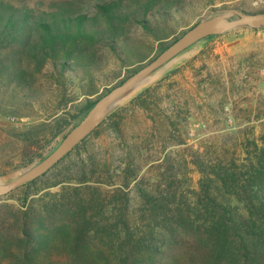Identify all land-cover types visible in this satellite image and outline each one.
I'll list each match as a JSON object with an SVG mask.
<instances>
[{
	"label": "trees",
	"instance_id": "obj_1",
	"mask_svg": "<svg viewBox=\"0 0 264 264\" xmlns=\"http://www.w3.org/2000/svg\"><path fill=\"white\" fill-rule=\"evenodd\" d=\"M181 2L104 0L86 6L73 0L33 4L0 0L1 106L17 113L19 106L38 101L33 96L41 89L34 84L39 76H48L47 66L51 85L65 106L75 101L68 93L74 80L85 97L70 120L52 114V126L29 127L23 138L36 144L50 130L55 136L72 129L113 89L89 98L106 78L105 50L129 71L118 86L143 67L154 43L158 52L152 59L167 49L186 31L169 40L175 34L172 14L183 7ZM136 29L151 39V48L133 35ZM155 90L156 86L143 89L125 107L107 115L44 175L0 197V264H264V137L246 141L241 162L218 157L205 163L191 153L189 163L200 179L190 199L179 192L172 166L161 170L166 154L143 167L121 132L122 114L128 110L139 109L152 127L157 124L152 110L157 104ZM164 118L170 139L184 144L175 135L177 124ZM104 128L119 139L123 149L119 159L109 156L101 163L84 149L85 159L76 166L71 156L80 157L87 139H98ZM140 144L144 150L140 157L148 159V143ZM156 164L159 172L152 178V192L138 188L142 202L134 217L129 212V187H138L144 181L141 172ZM60 166L70 177L50 181L48 174Z\"/></svg>",
	"mask_w": 264,
	"mask_h": 264
},
{
	"label": "rangeland",
	"instance_id": "obj_2",
	"mask_svg": "<svg viewBox=\"0 0 264 264\" xmlns=\"http://www.w3.org/2000/svg\"><path fill=\"white\" fill-rule=\"evenodd\" d=\"M73 1L87 6L104 0ZM35 2L36 0H31L32 4ZM181 3L183 7L179 12L172 14L175 34L169 40L203 19L223 15L234 19L237 18L236 13L264 12V3L254 7L251 0H182ZM133 35L141 38L143 43L151 48V39L140 29L134 30ZM153 47L148 60L141 67L157 54L156 43ZM104 57L106 78L101 84H97V94L90 96V99L99 94L103 95L106 88H114L129 75V71L123 69L121 63L109 51L105 50ZM50 71V66L44 69L48 76ZM48 76H39L34 84V87L41 89L33 96L39 97L38 101L32 100L31 105L19 106L17 113L14 108L0 104V114L16 118L15 122L0 124L2 184H8L44 161L58 148L71 128L64 129L55 136L50 130V134L44 138L39 137L36 144H30L29 140L24 139L22 132L43 123L52 126V114L64 115L70 120V116L76 114L79 106L85 101V97L81 96L82 86L74 80L70 83L68 93L75 101L65 106L61 102V93L56 92ZM149 86H156L153 101L157 104L153 103L152 110L157 124L152 127L146 114L139 109L128 110L122 114V135L133 157H137L136 161L143 167L149 161L160 160L166 154L168 158L161 170L170 168V164V173L181 187L179 192L192 199L198 189L200 174L189 163L191 153L205 163L218 157H233L237 162H241L242 147L246 141H260L261 137H264V27H240L196 42L164 67L151 73L144 86L116 105L104 118L112 111L125 107L131 98ZM2 98L4 95L0 94V99ZM164 117H169L177 124L178 131L175 135L184 139V144L170 139ZM81 119L83 120V117L79 120ZM104 129L98 139H87L80 157L76 158V153L71 156L76 166L85 159V151L95 153L101 163L109 156L116 161L119 159L123 152L119 139L117 135L110 133L111 130ZM153 133L155 138L151 137ZM142 141L148 143V159L139 155V151H144L140 148ZM116 165L115 162L112 167ZM156 166L157 164L141 172L140 176L144 177V181L138 187L132 184L129 187V212L134 217L138 213V205L142 202L138 188L146 193L152 192V178L159 172ZM62 168L63 166H60L59 170L48 174L50 181H62L70 177L64 169L60 171Z\"/></svg>",
	"mask_w": 264,
	"mask_h": 264
},
{
	"label": "water",
	"instance_id": "obj_3",
	"mask_svg": "<svg viewBox=\"0 0 264 264\" xmlns=\"http://www.w3.org/2000/svg\"><path fill=\"white\" fill-rule=\"evenodd\" d=\"M237 18L229 19L227 15L203 19L188 28L183 35L174 41L167 49L158 54L136 73L129 76L122 84L115 86L100 98L83 120L73 127L63 138L58 148L34 169L13 179L8 184L0 183V197L9 194L18 187L29 183L50 170L58 161L68 154L92 129L104 118V111H111L115 100L131 86L146 82L147 77L156 70L164 67L170 60L181 52L209 36L219 35L240 27H264V12L236 13Z\"/></svg>",
	"mask_w": 264,
	"mask_h": 264
},
{
	"label": "bare ground",
	"instance_id": "obj_4",
	"mask_svg": "<svg viewBox=\"0 0 264 264\" xmlns=\"http://www.w3.org/2000/svg\"><path fill=\"white\" fill-rule=\"evenodd\" d=\"M145 85V82H140L137 84H134L133 86H131L126 92H124L119 98H117L115 101V105H118L119 103L125 101L128 97H130L133 93H135L137 90H139L142 86ZM109 111L106 110L104 111V115L107 114Z\"/></svg>",
	"mask_w": 264,
	"mask_h": 264
},
{
	"label": "built area",
	"instance_id": "obj_5",
	"mask_svg": "<svg viewBox=\"0 0 264 264\" xmlns=\"http://www.w3.org/2000/svg\"><path fill=\"white\" fill-rule=\"evenodd\" d=\"M252 5L254 7H259L262 3H264V0H251ZM16 118L11 117V116H4L0 114V124L5 123V122H15Z\"/></svg>",
	"mask_w": 264,
	"mask_h": 264
}]
</instances>
